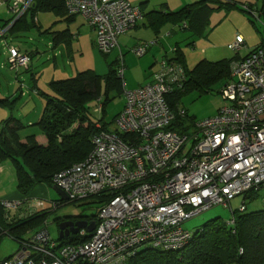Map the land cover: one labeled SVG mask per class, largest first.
Wrapping results in <instances>:
<instances>
[{"label":"built area","instance_id":"2783aa9c","mask_svg":"<svg viewBox=\"0 0 264 264\" xmlns=\"http://www.w3.org/2000/svg\"><path fill=\"white\" fill-rule=\"evenodd\" d=\"M33 1L12 0L13 21ZM64 7L69 16L86 20L104 55L144 19L128 0H64ZM154 45L147 42L131 52L142 57ZM242 47L243 39L236 36L227 49ZM6 49L10 70L28 68V56L13 46ZM158 65L148 84L124 91L116 130L93 135L87 158L52 178L68 202L109 196L98 207L94 231L83 229L78 237H87L84 243L65 245L51 239L46 223L0 264H129L139 249H182L193 236L183 228L185 221L217 205L230 209V201L241 195L264 192V45L230 65L219 93L228 105L212 118L189 121L182 126L185 132L171 126L177 116L186 117L185 111L177 115L167 102L174 91L184 90L185 70L167 57ZM122 74L120 65L119 79ZM20 205L2 202L7 211ZM227 224H234L233 218Z\"/></svg>","mask_w":264,"mask_h":264},{"label":"trees","instance_id":"16d2710c","mask_svg":"<svg viewBox=\"0 0 264 264\" xmlns=\"http://www.w3.org/2000/svg\"><path fill=\"white\" fill-rule=\"evenodd\" d=\"M259 6L248 5L246 12L254 19L264 23V0H259ZM213 5H219L224 9H239L233 2L225 3L219 0H201L187 5L177 12L167 10L153 11L143 14L144 21L154 33H159V28L172 25L181 32L188 33L189 39L206 37L209 29L210 13ZM53 12L57 16L68 15L64 7V0H34L22 17L5 21L0 26V31L22 30L26 25V17L29 15L32 21L39 12ZM256 11V12H255ZM257 16V17H256ZM64 36L61 34L59 38ZM264 45V42L260 43ZM190 42L188 46H193ZM153 47V46H152ZM151 48V47H149ZM148 48V49H149ZM147 49V50H148ZM171 61L181 64L187 76L183 91H174L167 97L170 107L177 113L180 99L192 90L210 92L211 85L227 81L229 79V67L231 60H221L217 63L200 61L191 70L184 64V55L178 47L174 48ZM147 53V52H146ZM145 53V54H146ZM168 58V57H167ZM169 59V58H168ZM109 71L104 76L95 75L94 71L78 73L74 78L51 81L49 85L52 95L40 93L45 99V106L41 118L36 125L46 138V144L39 145L35 136H29L23 144L18 136V131L24 126L17 119L4 120L0 127V163L9 160L15 172V181L19 194L28 196L36 185L46 184L53 186L52 178L56 173L68 169L73 164L85 160L91 151V137L102 130L111 131L101 120L96 122L90 118L88 104L91 102L102 105V113L106 104L111 100L110 94L123 93L122 81L117 77V63H111ZM1 106H8L10 102L0 100ZM178 115V113H177ZM185 118H188L186 115ZM177 116L172 129L182 128L186 119ZM190 120L194 121L193 118ZM99 124V126H98ZM183 130V131H182ZM123 139V138H122ZM106 197H94L93 202L102 204ZM253 197L251 196V199ZM248 197H244L242 204L245 206ZM57 202V208L61 203ZM246 207V206H245ZM232 211L231 218L234 224L217 220L207 221L200 230L194 231L192 238L176 251H162L153 249H139L129 260L130 264H264V210L246 213ZM50 212V211H49ZM48 210L37 212L33 216L16 223H9L11 211L5 210L0 203V225L7 231L9 237L20 241V233L26 230H37L45 223ZM230 218V219H231ZM88 221H97L93 216ZM62 220L57 221V226ZM35 230V231H36ZM87 237L80 238L71 235L68 238L59 239L61 244L84 243Z\"/></svg>","mask_w":264,"mask_h":264},{"label":"rangeland","instance_id":"374dc122","mask_svg":"<svg viewBox=\"0 0 264 264\" xmlns=\"http://www.w3.org/2000/svg\"><path fill=\"white\" fill-rule=\"evenodd\" d=\"M240 2L237 4L239 9L232 8L230 11L219 9V11H214L210 18L209 29H208V37L206 38H197L195 40L194 45L187 46V41L185 38L187 37L186 32L178 31L176 34L166 37L162 40H168L171 44L178 43L182 52H185L186 56V64L189 68H193L198 61L206 60L210 62H216L214 60L220 61L223 57H228L232 53L226 49L227 46L233 44L236 40V36H239L243 39L245 43V50L241 51V55L245 54L247 49H255L260 43L264 42V23H262L257 18L254 19L251 15L246 12H241L243 5L248 6L252 3V5L259 6V0H236ZM256 12V11H255ZM13 13L9 14L8 20L13 18ZM257 17V16H256ZM56 19V18H54ZM163 35L164 33H170L173 26L166 25L162 28ZM45 34V33H43ZM149 27L144 29L143 27H139L134 30L128 31V33L124 36L122 35L118 38L117 43L120 44L122 51L125 53V69L124 75L122 79L123 90L121 94L118 92H112L110 94L111 100L105 106V112L102 113L101 111L97 110L98 105L96 103L91 102L88 104V108L90 109V118L94 121H102L106 124L108 129L115 131L114 127V119L115 116L122 112L125 104H124V91H134L130 90V88L143 86L147 84V79L144 78L145 69L143 66L144 57H137L133 55L130 50V47H133L137 41L146 40L147 37L152 36L151 38L155 37V34ZM39 36L37 33L33 35V32H29L24 34V37H21L18 41L20 44L25 48L29 46L37 47L38 53L34 60L33 68L38 76V79L43 82L44 80H52L51 75L56 74L59 72L60 77L58 79L64 78H74L78 73L86 72L87 70H92L98 75H104L108 73L109 68L108 65L113 62L118 56V50H113L111 54L103 56L93 45L90 43L85 44L82 42L83 45V52H80L75 45V41H72L73 50L69 53L63 49V58H60L61 51L59 49L53 50L51 43V35H42ZM234 40V41H233ZM149 42H155L156 39L153 38L152 40H147ZM145 41V42H147ZM261 45V44H260ZM140 46V45H139ZM135 49V48H134ZM168 50L167 52H169ZM208 53L207 57L205 53ZM214 54H213V53ZM229 53V54H228ZM117 54V55H116ZM68 55V56H67ZM172 54L168 55V58H172ZM55 57L56 60H53ZM128 57V58H127ZM211 58V59H209ZM213 58V59H212ZM218 58V59H214ZM2 61V56H0V66ZM161 61V60H160ZM6 68L9 69H0V74L2 80L0 81V92L3 95H12L13 92L16 90V96L19 98L20 91L22 88V92L25 91L27 88V83L30 81V73L22 72L24 70H10L9 62ZM31 63V62H30ZM15 73V74H14ZM58 75V74H57ZM56 75V76H57ZM44 79V80H43ZM38 80V81H39ZM7 82H15L17 88L13 90L12 86H8ZM223 85L222 82L215 83L211 85L210 92H203L200 90H192L185 95H183L180 99L181 103L179 108L184 110L188 118H185L187 122H183L182 125H186L191 118L194 121H200L207 118H212L216 116L221 108L228 105V102L222 99L221 95L219 94L221 91V86ZM139 88V87H137ZM15 95V94H14ZM31 96V95H30ZM28 98V97H27ZM24 98V103L21 104V101L18 99L15 100V104L11 105L10 107H0V111H3L6 114L5 118L2 120H8L9 118H17L19 122H26L28 119H33L31 121H35L30 114L33 116L36 113L38 116L36 120L39 118V115L44 110L45 101L41 96H31L27 100ZM25 110V111H23ZM29 111V115L22 117ZM25 120V121H24ZM1 122V121H0ZM36 122V121H35ZM2 123H0V126ZM188 126V125H186ZM27 123L24 125V129L19 131L21 136L29 135L32 129H37V127H28ZM191 130V128L189 129ZM27 133V134H26ZM7 165L10 166L8 161L4 162L3 167ZM8 172V171H7ZM7 172L4 175H0V192L3 190L7 191L8 186H13L11 182V178ZM7 175V176H6ZM10 178V179H9ZM34 195L37 201L41 204L40 209L48 210V220H47V230L49 231L50 237L56 241L59 236V230L57 226L58 220H83V219H90L98 211L99 205L93 200H82L77 202H61V206L58 209L54 210V204L57 202L62 201L60 196L55 193L52 187L47 186L46 184H38L34 187ZM33 190V191H34ZM248 197L246 200V213H253L254 211L264 210V192H257L253 194L241 195L239 197L234 198L230 201V209L232 211H238L244 200V197ZM251 196L253 197L251 199ZM222 207L221 205H217V207L211 208L205 213L195 216L190 220H187L183 224V228L191 233L194 231L200 230L207 221L210 220H217L220 219L222 221L228 222L231 218V210ZM10 216L12 214H9ZM19 244L14 241L11 237H4L1 236L0 238V260H4L5 258L10 257L11 255L15 254L19 249ZM130 264V263H129Z\"/></svg>","mask_w":264,"mask_h":264},{"label":"crops","instance_id":"0c3cea01","mask_svg":"<svg viewBox=\"0 0 264 264\" xmlns=\"http://www.w3.org/2000/svg\"><path fill=\"white\" fill-rule=\"evenodd\" d=\"M128 1L131 3L132 6L133 5L134 6H138L141 9L142 13L145 15V14H149V13H151L153 11H158V10H164V11L167 10L168 12H170V11L177 12V11L181 10L185 6L194 4L195 2L201 1V0H128ZM233 2H235L236 4H240V2H237L236 0H233ZM11 3H12V0H4L2 2L0 0V26L5 21L8 20L9 14L12 13L9 10ZM248 4H250L251 6H254V5H252V3H248ZM211 7H212L213 11H211V13H210L211 14L210 18H211L212 13L214 11H219V9H224L223 7H219V5L218 6L217 5H213ZM224 10H226V9H224ZM228 11H230V10H228ZM54 18H56V19H54ZM25 20H26V23H25L26 25L24 26V28L22 30L13 31L12 34H9L10 32H7V30L11 27V25H12V23H11V25H9L6 29L0 31V56H2V61H1L2 63H1L0 69L3 68V69H7L9 71V69L6 68L7 65H8V63H7L8 62L7 61L8 60V52H7L6 48L8 46H10V47L13 46V47L18 48L20 53L23 54L24 56L25 55L28 56V58H29V60L31 62V63H29L28 68L25 71H22L24 73H26V72L30 73L31 76H30L29 83H27V88H25L26 90L22 92V88H21V91H20L21 93L19 95V98H17V96H16L17 94L15 93L16 92L15 89L17 88V85L15 84V82H11V83L7 82V85L8 86H12L13 90H15L12 95H3L2 96V93L0 92V100L3 101L5 99H7L10 102L9 107L11 105L15 104V100L17 101L18 99L21 101V104H22V103L25 102V101H23L24 98L28 97L27 98V100H28L29 98H31V96L39 97V96H41L40 93H43V94H46V95H52L51 91H50V87H49V85L51 84V81L63 80V79H58L60 77L59 72H56V74L51 75V79L52 80H47L46 81V80L43 79L44 81L41 82L38 79V76H36L37 72H35L34 69H32L33 65H34V60L33 59L36 58L37 53H38L37 52L38 49H37V47H34V46H29V47H25L24 48L20 44V41H18V40L21 39V37H24V34L29 33L31 31V32H33V35L36 34V33L39 36H41L40 33L42 35H51L52 37H51L50 46L54 47V48H52L53 50L59 49L61 51L60 58H63V53L62 52H63L64 48H65L64 50H66L67 53H69V51L71 52L73 50V46H72V41L73 40L75 41L74 44L77 45L76 48H78L80 52H83V45L81 44L82 42H84L85 44L90 43L91 45H93L96 48L95 34H94V32H92V29L86 24V20H84L80 15H72V16H69V15L62 16V15H60V16H57L53 12L47 11V12H39V13H37L35 18L32 21H30L31 19H30L29 15L26 17ZM209 23H210V19H209ZM165 26H163V27H165ZM139 27H143L144 29H146V28L149 27V25H147V21H144V19H143V21L138 23L131 30L137 29ZM162 28H159L160 30H159L158 34L154 33L155 37H153V38L156 39V41H155L156 45H154L153 47L149 48L147 50V53L144 56H142V57H144L143 61L142 60L140 61L141 63L143 62V66H144V69H145L144 78L147 79V84L151 81V79H152L151 76L158 70V68H159L158 64H159L160 60L168 57L169 54H172L173 53L172 51L174 50V48L178 47L180 49L178 43L171 44L170 41H168L167 39L159 41L160 39H164L165 36L166 37L170 36V38H171V35L176 34L180 30L173 26V28H175V29H172L170 33H167V34L164 33L165 35H163V33H162L163 29ZM152 31L154 32V29H152ZM43 33H45V34H43ZM61 34H64V36H61L59 38L58 36H60ZM208 34H207L206 37H199V38H206L207 39ZM189 36L190 35L187 33V37L185 38V41H187V44H186L187 46L189 45L190 42H194L195 43V40L197 39V37H196V38H192V40H191V39H189ZM151 37L152 36L147 37V39L143 40L142 42L140 40L137 41L135 44H133V47H130V48L133 50L135 47H137L139 45L146 44L147 42H149L147 40H152L153 39ZM145 41H147V42H145ZM245 48H246V46H245V43H244L242 50L244 51ZM116 49L118 50V56L113 62L117 63V68L121 65V67L123 68V74H122V77H123L124 69H125V60H126L125 53L127 51L123 52L119 43H118V47ZM116 49H114V50H116ZM226 49H227V47H226ZM168 50H170V51L167 52ZM251 50L252 49H247V51L243 55H241V53H240L241 51L235 53V52H231L229 50V52L232 53V55L230 56V54L228 53L229 54V58L228 57H223V59H221V60H231V61H233V60H241L244 57H246V55ZM180 51L182 52L181 49H180ZM182 53L184 55V64H185L186 68L189 69V70L193 69L198 64V62L206 61L208 59V57H207L208 53L206 52L205 53V56L207 57L206 60L202 59V60L198 61L197 64L193 68H189L188 65L186 64L185 52H182ZM109 54H111V53H109ZM109 54H107V55H109ZM102 55L106 56L104 54H102ZM120 57H121V59H120ZM209 59H211V58H209ZM214 59H218V58H214ZM53 60H56L55 57H54ZM214 61H216V62H212V63L220 62V61H217V60H214ZM113 62H111V63H113ZM206 62H208V61H206ZM231 63H230V65H231ZM90 71H92V70H90ZM106 74H104V75H106ZM1 75L2 74H0V81L2 80ZM95 75H97L99 77L100 76H104V75H98L96 73H95ZM229 77H230V74H229ZM64 79H70V78H64ZM225 82L226 81H224L223 83H225ZM137 87H140V86H137ZM137 87L135 86L133 88H130V90L137 89ZM41 97L45 101L44 97L43 96H41ZM44 106H45V104H44ZM0 107L3 108V107H8V106H1L0 105ZM23 111H25V110H23ZM42 113L39 115V118L37 120H36V117L38 116L37 114H39V113H36L34 116H33V114H30V116H32V118H34V120L36 122L35 121H31L33 119L30 118L26 122H23V123L21 122V124L24 126L27 123L28 127L29 126L30 127H35L36 125H34V124H36L38 122V120L41 118ZM6 114L7 113H5L3 111H0V121H1L0 123L3 122L2 120L5 118ZM28 115H29V111L25 115H22V117L25 119V117H27ZM19 131H18V136L21 139V142L23 144L26 142V139L29 136H35V141L39 145L46 144V138L40 132V129L38 127H37V129H32L31 132L29 133V135H25V136H21V134H19ZM6 161H8L10 163V166L6 164V166L3 167L4 162L0 163V167H1L0 175L1 174L4 175L8 171L7 175L9 174V176L11 178V182L13 183V186L11 187V185H10V186H8V190L7 191L3 190L2 192H0V203L2 204V202H8L9 201V202H18V203L21 204L18 207V209L10 210L11 211L10 214H12V215H11V217H10L8 222L9 223H16L17 221H20L21 219L24 220V219H26L28 217L33 216V214H35L37 212L44 211V210L40 209V208H42L41 204L37 201V199H35L36 197L33 196L34 192H35V190H34L35 186L32 188V191L28 194V196H23V195L19 194V192L17 190V183L15 181V172L13 171L12 164H11V162L9 160H6ZM47 220H48V214L46 215L45 223L47 222ZM83 220L87 221V219H83ZM1 227H2V225H0V238H1V236L9 237L5 233L7 231V229H5L4 226H3V229ZM35 230L34 231L33 230H26L25 232H22V234L20 233L19 234L20 237H21L20 240L23 241V240L29 239L30 237H32V235L34 234ZM59 232H60V230H59ZM13 240L17 242V240H15V239H13ZM58 240L59 239H57L56 241H58ZM17 244H18V242H17ZM5 259H7V258H5Z\"/></svg>","mask_w":264,"mask_h":264},{"label":"water","instance_id":"95a60500","mask_svg":"<svg viewBox=\"0 0 264 264\" xmlns=\"http://www.w3.org/2000/svg\"><path fill=\"white\" fill-rule=\"evenodd\" d=\"M53 191L57 193L62 201H66L67 197L65 193H63L57 186L52 187ZM86 229L87 232L91 233L95 229V223L90 222L88 223L87 221H63L59 224L58 230L59 232V237L58 239H63V238H68L71 235H76L80 230Z\"/></svg>","mask_w":264,"mask_h":264},{"label":"clouds","instance_id":"9594fccd","mask_svg":"<svg viewBox=\"0 0 264 264\" xmlns=\"http://www.w3.org/2000/svg\"><path fill=\"white\" fill-rule=\"evenodd\" d=\"M234 42H235V41H234ZM234 42H233V43H234ZM243 45H244V41H243ZM259 45H260V44H259ZM242 48H243V47H242ZM242 48H241V49H242ZM252 50H253V49H252ZM240 51H241V50H240ZM240 51H239V52H240ZM231 52H232V51H231ZM231 62L233 63L234 60L231 61ZM232 63H231V64H232ZM24 71H25V70H24ZM117 71H118V68H117ZM117 77H118V75H117ZM118 78H119V77H118ZM121 79H122V78H121ZM98 104H99V103H98ZM98 104H97V105H98ZM98 106H99V105H98ZM115 118H116V117H115ZM189 121H192V120H189ZM113 123H114V122H113ZM98 126H99V124H98ZM111 131H113V130H111ZM52 187H53V186H52ZM62 202L70 203V202H68V200H66V201H62ZM75 202H77V201H75ZM54 205L56 206V208L53 207L54 210L58 209V208H57V205H56V204H54ZM59 207H60V206H59ZM64 221H70V220L64 219ZM72 221H73V220H72ZM77 221H82V220H77ZM85 221H86V220H85ZM61 222H63V220H62ZM61 222H60V223H61ZM87 222H88V223H90V222H94V223H95L96 221H88V220H87ZM46 223H47V222H46ZM46 223H45L44 225H46ZM60 223H59V224H60ZM42 226H43V225H42ZM40 228H41V227H40ZM37 230H38V229H37ZM37 230H36L35 232H37ZM85 230H86V229H85ZM80 231H82V230H80ZM80 231H79V232H80ZM86 231H87V230H86ZM35 232H34V233H35ZM79 232H78V234H79ZM88 233H89V232H88ZM78 234H76V235L78 236ZM33 235H34V234H33ZM33 235H32V236H33ZM30 238H31V237H30ZM30 238H29V239H30ZM63 239H64V238H63ZM20 242H21V241H20ZM55 242H58V241H55ZM58 243H59V242H58ZM18 244H19V243H18ZM19 245H20V244H19ZM10 257H11V256H10ZM10 257H9V258H10Z\"/></svg>","mask_w":264,"mask_h":264},{"label":"flooded vegetation","instance_id":"af4514ba","mask_svg":"<svg viewBox=\"0 0 264 264\" xmlns=\"http://www.w3.org/2000/svg\"><path fill=\"white\" fill-rule=\"evenodd\" d=\"M64 221V220H63ZM74 222H76L77 220H73Z\"/></svg>","mask_w":264,"mask_h":264},{"label":"bare ground","instance_id":"6f19581e","mask_svg":"<svg viewBox=\"0 0 264 264\" xmlns=\"http://www.w3.org/2000/svg\"><path fill=\"white\" fill-rule=\"evenodd\" d=\"M234 52V51H233ZM235 53H237V52H235Z\"/></svg>","mask_w":264,"mask_h":264}]
</instances>
